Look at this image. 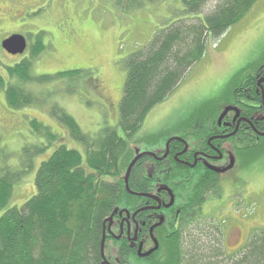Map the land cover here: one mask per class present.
<instances>
[{"label":"trees","instance_id":"trees-1","mask_svg":"<svg viewBox=\"0 0 264 264\" xmlns=\"http://www.w3.org/2000/svg\"><path fill=\"white\" fill-rule=\"evenodd\" d=\"M132 1L137 4L143 1V7L162 0ZM206 1L180 0V6L171 14L172 18L162 23L147 42L141 43L125 58L126 76L120 87V96L108 105L114 113V124L113 127L101 129L100 143L95 142L97 138H91L84 132L75 117L57 103L49 106L50 115L63 124L69 137L84 145V153L65 143L54 144L58 134L46 127L44 131L47 132L48 141L40 148L39 144H25L19 152V165L13 168L7 165V149L0 143V161L4 162L0 165V264L97 263L95 256L101 238L99 228L102 219L112 209L113 195L115 197L119 182L124 191L122 176L134 154V145L146 141V136H152H138L146 117L152 109L155 110L157 105L167 100L205 57L208 48L221 42L231 27L239 23L258 0H218L212 11L203 13ZM39 33L31 50L35 56L47 45ZM25 57L7 67L16 82L7 81L4 86L8 104L17 109L31 104L28 94L37 95L36 91L28 88L29 81L39 84L51 79V74L33 76L30 70L33 59ZM262 68L264 61L240 68L228 81L225 93H222V102L204 108L203 116L189 124L193 131L196 132L197 128L202 130L203 124L208 126L225 104L233 103L235 98H244L239 89L255 87L256 74ZM250 94L256 95L253 90ZM37 102L33 101V104ZM40 124L36 119L30 120L31 130L39 133ZM166 127L171 128L164 126L150 139L168 135L171 129L166 130ZM193 131L185 127L180 134ZM53 145L51 152H47ZM241 145L236 150L233 170L237 168L251 174L259 169L264 170V136L248 143L242 142ZM38 156L40 160L34 179V194L21 205L7 207L14 186L24 173L34 168ZM195 178L199 179L196 192L200 189L205 193L208 188L218 185L204 171ZM205 200L203 196L202 201ZM245 211L243 206L238 208L241 217L252 213ZM199 214L204 213L200 210ZM239 222L243 225L242 220ZM237 224L231 222L229 231ZM218 226L220 228L217 230H200L201 237L196 240L193 234L187 237L176 234L161 245V255L153 264H181L183 247L190 264H264V226L249 230L251 233L246 235L245 244L230 256L225 255L222 248L225 246L224 238L229 241L231 235L225 224L219 222ZM191 237L194 238L189 245Z\"/></svg>","mask_w":264,"mask_h":264},{"label":"rangeland","instance_id":"rangeland-1","mask_svg":"<svg viewBox=\"0 0 264 264\" xmlns=\"http://www.w3.org/2000/svg\"><path fill=\"white\" fill-rule=\"evenodd\" d=\"M217 3L218 0H207L203 13L212 11ZM142 4L143 1L137 4L132 0H0V143L7 149V165L18 167L19 152L25 144L42 147L48 141L46 127L58 134L54 144L65 143L85 152L84 145L69 137L63 124L50 115L52 104L57 103L75 117L91 138L98 140L105 127H113L114 113L108 105L120 96L126 76L125 58L172 18L180 0L151 2L143 7ZM39 32L47 45L35 56L31 50ZM14 33L27 35L32 44L25 57L33 59L32 75L51 74V79L45 82L27 83L37 95L28 94L31 104L19 109L8 104L4 92L7 81L16 82L7 67L24 56L9 54L1 45L4 38ZM263 46L264 0H258L221 42L208 48L205 57L186 75L168 101L152 109L138 136L158 131L162 126H170L172 131L173 120H179L180 125L174 131L181 132L185 127L193 131L189 124L203 116L204 108L222 102L228 81L240 68L264 61ZM70 69L76 70L68 72ZM33 101L38 102L33 104ZM32 119L41 123L39 133L31 130ZM39 157L35 158L34 168L24 173L14 186L7 207L21 205L34 194ZM3 163L1 160L0 165ZM226 175L232 177L233 183L225 186L220 197L223 202L217 204L219 198L212 200L203 213L216 216L215 221L225 224L228 231L231 222L238 223L237 227L245 229V237L251 233L249 230L264 226V170L251 174L236 168ZM242 206L246 213H252L241 217L238 208ZM236 231L232 228V234ZM195 236V240L201 237Z\"/></svg>","mask_w":264,"mask_h":264},{"label":"flooded vegetation","instance_id":"flooded-vegetation-1","mask_svg":"<svg viewBox=\"0 0 264 264\" xmlns=\"http://www.w3.org/2000/svg\"><path fill=\"white\" fill-rule=\"evenodd\" d=\"M256 77L255 87L239 89L244 98H235L233 103L225 104L215 120L208 126L203 124L202 130L197 128L190 135H181L173 129L179 128V120H173L174 127L167 132L168 135L155 136L151 140L158 132H147L152 136H146V141L134 145V154L122 176L124 191L119 182L112 209L102 219L99 228L101 238L96 264H153L161 255V245L176 234L187 237L188 234L199 235L200 230L220 228L216 216L199 212L219 198L225 186L233 183L232 177L226 174L234 168L228 167L241 143L264 136L261 135L264 132L261 88L264 82L258 84V80L264 77V68ZM252 90L255 96L250 94ZM227 106L232 108L219 119ZM137 154L141 156L126 179L128 166ZM201 171L210 174L218 183L205 193L200 189L195 191L196 182H199L195 177ZM189 211L192 214H188ZM233 229L237 231L235 234L232 230L228 232L230 240L224 238L222 250L227 256L238 252L246 242V236L243 237L245 229L240 226ZM226 242L232 245L228 246ZM185 251L183 247L181 264H190Z\"/></svg>","mask_w":264,"mask_h":264},{"label":"water","instance_id":"water-1","mask_svg":"<svg viewBox=\"0 0 264 264\" xmlns=\"http://www.w3.org/2000/svg\"><path fill=\"white\" fill-rule=\"evenodd\" d=\"M2 47L9 53L11 54H21L25 51L26 47H27V40L26 37L23 34H19V33H14L10 36H8L7 38L3 39L1 42ZM261 81H264V78L259 80V84L261 83ZM263 95H264V89H263ZM232 107L227 106L223 113L220 115L219 119H222L224 117V115L229 111V109H231ZM261 135H264V132L261 133ZM141 156V154H137L133 160L130 162L127 172H126V179L129 176V173L131 171L132 166L135 164V162L139 159V157ZM233 162L234 159L231 163V165L228 168H231L233 166ZM224 171V170H223ZM103 246V244H102ZM157 248V246H156Z\"/></svg>","mask_w":264,"mask_h":264}]
</instances>
